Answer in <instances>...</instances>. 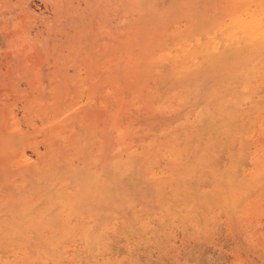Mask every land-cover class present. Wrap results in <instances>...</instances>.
<instances>
[{
    "label": "bare ground",
    "instance_id": "bare-ground-1",
    "mask_svg": "<svg viewBox=\"0 0 264 264\" xmlns=\"http://www.w3.org/2000/svg\"><path fill=\"white\" fill-rule=\"evenodd\" d=\"M246 1L192 0L164 23L141 16L151 25L133 24L136 28L130 37L126 32V39L109 41L99 60L83 65L85 77L77 81L60 79L47 89L41 84L40 67L32 65L30 94H24L18 106L31 130L23 129L13 105L14 110L9 102H0V233L31 239L34 263L48 254L52 264H61L60 243L64 238L67 243L66 238L75 233L93 256L108 221L122 218L137 225L133 209L161 210L170 206V199L182 208L188 188L183 186L184 177L190 170L185 159L195 154L192 148L208 143L205 149L210 150L217 140L264 141V28L260 23L264 6L253 0L258 6L250 1L256 6L251 7ZM137 5L134 0L127 4L134 10ZM22 34L17 36L23 43ZM93 137L95 146L88 150L86 138ZM27 148L37 160L27 154ZM161 158L166 171L157 177L155 165ZM260 174L251 181L257 182ZM233 180L225 179L229 189L217 186L227 208L237 193L243 196ZM43 201L48 205L40 208ZM27 260L23 263L31 264Z\"/></svg>",
    "mask_w": 264,
    "mask_h": 264
},
{
    "label": "rangeland",
    "instance_id": "rangeland-1",
    "mask_svg": "<svg viewBox=\"0 0 264 264\" xmlns=\"http://www.w3.org/2000/svg\"><path fill=\"white\" fill-rule=\"evenodd\" d=\"M116 1L119 0H0V102L10 103L11 109L12 105L13 108L15 107L16 111L12 110L16 113L21 124L24 121L21 108L18 106L22 105L23 95L30 94L31 83L29 81L32 80L29 70L32 65L40 67L42 81H44L41 84L44 83L47 89L53 87L55 82L60 79L72 78L77 81L80 77H85V70H82V68L84 69L83 65L90 59L99 60L109 41L113 43L116 42L114 40H117L119 42L121 39L131 36L136 28L133 24L142 27L145 24L151 25L158 21L164 23L170 14L180 6L185 9L192 0H134V4L140 5H137L138 8L135 10L127 6L131 0H120L115 3ZM248 1L246 2L248 5L250 3L251 7L258 6L257 1H261L259 4L264 6V0L263 3L262 0ZM250 1L254 2L253 4L256 6ZM144 15L150 16L146 21H151V23L141 21L140 17ZM20 32L23 33L22 38L25 40L23 43L21 37L17 36ZM126 32H128L127 36ZM20 42L23 47H27V45L28 47L26 49L21 47ZM30 48L33 50L27 55L24 54ZM61 57L63 59L59 61ZM58 61L62 63L59 64ZM58 70L60 76L56 74ZM58 77L60 78L58 79ZM20 100L22 101L20 102ZM22 126L23 129L31 130L25 123ZM95 139L96 137L86 138L85 144L88 145V150L94 148ZM253 140H235L233 142L217 140L213 141L210 150L205 149L207 146L209 147L208 143V145L192 148V151L196 150L193 151L196 155L192 154L193 159L192 157L188 160L185 159V163L187 162L185 165L190 166L192 173L195 171L193 168L191 169L192 166L197 171L192 175L188 170L185 174L188 175V178L184 177L183 186L188 188L184 189L183 199L186 202L182 204V208L174 206L176 201L170 199L168 204L172 205L171 208L168 206L161 210L145 207L133 209L136 224H139L141 229L122 218L108 221L101 231L104 235L100 236L98 241L100 244L97 242L103 251L98 248V244L96 245L98 255L96 253L93 256L89 255L76 233L74 236L72 235L73 238H66L67 243L64 238V242L62 241L59 246L62 251V254L60 253L61 264H69L66 260L72 262L71 264H83V261L87 262L91 259V264H264V183L262 186L260 185V189L256 190L255 188L264 182L261 180L264 179V141L259 140L260 143L258 140H254V142ZM42 147L40 145L41 150ZM26 152L33 160H37L31 149L27 148ZM71 152L70 149L68 153ZM198 152L200 155L204 153L200 157ZM195 157L196 160H199L196 163L194 162ZM162 161L161 158L158 162L160 165H155V169L159 168L157 169L159 173L156 170L157 177L163 176L160 173L161 170L166 171L164 161ZM239 164L241 165L239 166ZM219 165L221 166L218 167ZM258 172L261 174L257 178V182L256 180L251 181ZM230 176L235 180L234 188L241 190L243 196L234 190L233 195L237 193L241 198L236 195L231 207L227 208L220 201L223 192L217 186L229 189L230 186L225 182V179ZM235 177H237V181ZM239 178H243L245 185L240 186L242 179L239 180ZM249 183L248 187H244ZM174 186L178 188L177 185ZM239 186L246 189L242 191ZM248 188H250V192H248ZM244 192L247 194L244 195ZM38 201L35 199L34 202ZM43 203L39 204L40 208L48 205L47 201H43ZM200 203H202V207H199ZM246 211H248V215L245 213ZM96 232H98L97 229ZM8 233L4 235L0 233V264H24L25 260L28 261L27 258L32 260L31 264L53 263L52 256L48 254L44 258H36V263H34L35 255L31 253L34 249L33 241L25 240L27 238L20 236L13 235V237ZM109 244L111 247L108 246ZM112 251L114 252L112 253Z\"/></svg>",
    "mask_w": 264,
    "mask_h": 264
},
{
    "label": "snow or ice",
    "instance_id": "snow-or-ice-1",
    "mask_svg": "<svg viewBox=\"0 0 264 264\" xmlns=\"http://www.w3.org/2000/svg\"><path fill=\"white\" fill-rule=\"evenodd\" d=\"M260 23H261V27L264 28V12L261 13Z\"/></svg>",
    "mask_w": 264,
    "mask_h": 264
}]
</instances>
